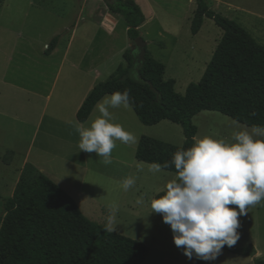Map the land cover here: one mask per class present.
I'll return each instance as SVG.
<instances>
[{
	"label": "rangeland",
	"instance_id": "rangeland-1",
	"mask_svg": "<svg viewBox=\"0 0 264 264\" xmlns=\"http://www.w3.org/2000/svg\"><path fill=\"white\" fill-rule=\"evenodd\" d=\"M133 1L145 17L140 30L144 42H149L147 50L165 66L163 80H175L174 92L183 95L190 83L199 81L222 31L205 18L198 34H190L194 0ZM82 2L0 0V226L5 214L3 200L12 197L20 172L28 163L64 187L90 221L106 227L107 217L114 215L112 232L147 246L148 255L142 264H193L174 244L170 225L150 206L176 174L163 170L153 173L152 166L135 160L133 143L117 141L107 165L95 152L78 147L74 106L95 78L91 70L102 64L104 70L124 69L122 55L130 49L126 23L108 10L104 0ZM207 2L210 10L235 22L258 45H264V0ZM102 14L103 25H98ZM72 31L71 46L64 53ZM59 34L57 53L46 56L47 45ZM112 116L116 123L126 121L130 126L127 131L135 136L139 133L132 110L131 120L117 110ZM60 121L71 131L65 132ZM192 124L195 136L228 141L236 131L251 130L208 111L193 117ZM144 129L143 136L164 143L181 146L184 141L181 127L168 121ZM126 178L135 181L127 190L123 186ZM111 205L116 206L114 213ZM247 211L238 216L239 239L233 247L251 245L255 258L264 259V201ZM204 264L254 263L253 258L222 249L215 260Z\"/></svg>",
	"mask_w": 264,
	"mask_h": 264
},
{
	"label": "trees",
	"instance_id": "trees-1",
	"mask_svg": "<svg viewBox=\"0 0 264 264\" xmlns=\"http://www.w3.org/2000/svg\"><path fill=\"white\" fill-rule=\"evenodd\" d=\"M194 1L190 34L197 35L205 18L222 31L197 83H190L179 95L174 92L175 80H163L165 66L147 47L142 60L136 58V49H129L122 55L126 67L118 66L107 80L96 84L76 113V120L84 122L102 97L127 90L129 107L143 126L162 121L179 125L184 137L181 146L146 136L139 139L134 158L151 166L163 165L177 150L192 146L196 134L192 119L202 111L217 112L250 129L264 126V45L210 10L207 0ZM106 6L126 23L131 42L140 37L145 17L133 0H115ZM58 39L50 41L45 55L55 49ZM162 170L177 175L174 165ZM3 206L0 264H142L148 255L143 243L87 219L68 194L31 164L23 166L13 195L3 200ZM222 249L264 264V259L255 258L251 245L240 249L225 245ZM190 261L206 262L195 256Z\"/></svg>",
	"mask_w": 264,
	"mask_h": 264
},
{
	"label": "clouds",
	"instance_id": "clouds-1",
	"mask_svg": "<svg viewBox=\"0 0 264 264\" xmlns=\"http://www.w3.org/2000/svg\"><path fill=\"white\" fill-rule=\"evenodd\" d=\"M130 99L125 90L98 102L99 115L90 126H75L79 149L95 152L107 165L117 141L135 143L137 137L114 122L109 110L121 105L127 108ZM192 139V146L177 150L171 161L152 165L153 173L174 165L177 175L166 184L164 194L151 200L150 206L170 225L174 244L182 248L186 257L213 261L225 245L233 246L239 239L238 216L264 201V126L236 131L231 141L210 135ZM134 183V179L126 178L123 186L127 190ZM110 208L116 211L115 205ZM114 224L115 216L109 215L106 230L114 231Z\"/></svg>",
	"mask_w": 264,
	"mask_h": 264
},
{
	"label": "crops",
	"instance_id": "crops-1",
	"mask_svg": "<svg viewBox=\"0 0 264 264\" xmlns=\"http://www.w3.org/2000/svg\"><path fill=\"white\" fill-rule=\"evenodd\" d=\"M83 4H85L86 5V3H88V0H83V2H82ZM91 4V3H90ZM88 13H91V7L90 8H88ZM89 15V14H88ZM103 19H104V15L102 14V16H101V18H99V23H98V25H103L102 23H103ZM96 25H97V23H95ZM114 25L116 24V23H113ZM127 26V25H126ZM142 26L143 25H141L140 27H139V32H140V37L143 39V37H142V32H141V28H142ZM65 29V28H64ZM73 34H74V31H72V34L69 36V41H67L66 40V45H64V53H66V52H68V50H69V48H70V46H71V41H72V39H73ZM198 34V33H197ZM126 35H127V27H126ZM128 38V37H127ZM61 42V37H60V34H59V41H58V43H57V46L55 47V49L49 54V55H46V56H51V55H53V54H56L57 53V51H58V49H59V47H58V45H59V43ZM128 44H130L131 43V41L128 39V42H127ZM148 41H146V47H148ZM127 51V50H126ZM125 52V51H124ZM123 52V53H124ZM120 65V64H119ZM104 68H105V65L104 64H102V65H100V66H97L96 68H94L93 70H91V72L93 71V73L95 74V78H93L92 79V81H91V83L90 84H88L85 88H84V90L82 91V93H81V95L78 97V100H77V103H76V105L74 106V113H77V111L80 109V107H81V105H82V103L84 102V100L86 99V97L89 95V93L91 92V90L93 89V87L96 85V84H98L99 82H103V81H105V80H107L108 78H109V76L110 75H112V73L114 72L113 71V67L110 69V70H104ZM100 69H103V71H100ZM90 70V69H89ZM105 96H107V95H105ZM104 96V97H105ZM104 97H102V99L104 98ZM101 99V100H102ZM100 100V101H101ZM99 101V102H100ZM97 105V104H96ZM96 105L94 106V108H93V110L91 111V114L89 115V117L87 118V120L86 121H84V122H78L77 120H76V124L75 125H77V124H80L81 126H83V127H88V126H90V123H91V121L92 120H94L95 119V117L96 116H98L99 115V112H98V110H97V108H96ZM110 110V112L111 113H113L114 112V110H117V111H119V112H121V114L122 115H128V118L131 120V108L128 106L127 108H125V107H123L122 105L120 106V107H118V108H110L109 109ZM135 115V114H134ZM134 117V116H133ZM136 117V116H135ZM121 121V124L124 126V128L126 129V130H129V128H130V126H129V124L126 122V121H124V120H120ZM163 122V121H162ZM61 123V127L63 128V130H65V132H69V131H71V127H67V124H65L64 122H59V124ZM133 123L135 124V126H136V128H138L139 129V133L136 135V137H137V140H136V142L135 143H133L134 144V147H135V150H136V147H137V144H138V141H139V139L143 136V134H144V131H145V127H147V126H143L139 121H138V119L137 118H133ZM173 124V123H172ZM176 125V124H175ZM154 126H156V125H154ZM142 127V128H141ZM153 126H150V127H147V129H149V128H152ZM140 163H142V162H140ZM145 164V163H144ZM146 165H148V164H146ZM149 166H151V165H149ZM39 172H41L42 174H44L43 173V170L40 168L39 170H38ZM16 186V185H15ZM61 186V185H60ZM61 188H63L62 190L64 191L65 189H64V187H62L61 186ZM67 192V191H66ZM68 193V192H67Z\"/></svg>",
	"mask_w": 264,
	"mask_h": 264
},
{
	"label": "water",
	"instance_id": "water-1",
	"mask_svg": "<svg viewBox=\"0 0 264 264\" xmlns=\"http://www.w3.org/2000/svg\"><path fill=\"white\" fill-rule=\"evenodd\" d=\"M104 1L106 2V4H112L115 2V0H104ZM145 47H146V42H144V40L141 37H138L129 44L130 50H135V49L137 50L136 58L138 60L143 59Z\"/></svg>",
	"mask_w": 264,
	"mask_h": 264
}]
</instances>
